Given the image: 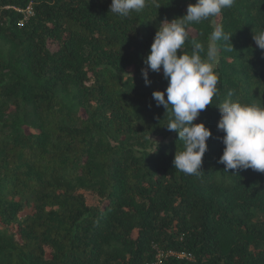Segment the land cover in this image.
Here are the masks:
<instances>
[{"label":"trees","instance_id":"trees-1","mask_svg":"<svg viewBox=\"0 0 264 264\" xmlns=\"http://www.w3.org/2000/svg\"><path fill=\"white\" fill-rule=\"evenodd\" d=\"M156 2L123 18L111 0H0V264H148L154 243L183 254L161 264H264V173L218 162V107L194 121L212 131L201 174L173 166L183 145L152 96L168 80L141 70L159 24L196 0ZM214 24L233 50L218 42L213 104H264V0L188 25L183 51L205 57Z\"/></svg>","mask_w":264,"mask_h":264},{"label":"clouds","instance_id":"clouds-1","mask_svg":"<svg viewBox=\"0 0 264 264\" xmlns=\"http://www.w3.org/2000/svg\"><path fill=\"white\" fill-rule=\"evenodd\" d=\"M235 0H196L187 6L186 14L162 21L155 33L148 55L144 58L145 68L142 76L145 84L151 81L148 72H160L168 80L165 90L152 93L157 106L168 111L171 106V118L166 124L168 131L178 133L183 150L176 151L173 166L187 175H200L203 156L207 151V141L212 131L204 122L196 123L199 114L207 106L215 105L220 111L217 128L223 131L224 149L219 163L224 170L238 172L252 169L264 173V104L245 103L233 100V90H229L221 103L213 104V98L219 94V77L215 71L218 57V42L232 47L230 37L221 25H213L210 33L211 43L206 56L202 57L204 47L194 43L191 54L183 51L190 39L188 25L210 20L221 14L223 9L231 8ZM149 4L160 5L156 0H111L110 12L127 18L140 12ZM256 46L264 50V30L254 33Z\"/></svg>","mask_w":264,"mask_h":264},{"label":"built area","instance_id":"built-area-1","mask_svg":"<svg viewBox=\"0 0 264 264\" xmlns=\"http://www.w3.org/2000/svg\"><path fill=\"white\" fill-rule=\"evenodd\" d=\"M20 11L24 12L25 17L31 13V9H30L29 5L25 9H21ZM153 248L155 250V259L153 261L149 262L148 264H161L162 258L167 256V255H178V256L183 255L181 253L174 252V250H172V249L164 250V249L160 248L159 246H157L155 243L153 244Z\"/></svg>","mask_w":264,"mask_h":264},{"label":"rangeland","instance_id":"rangeland-1","mask_svg":"<svg viewBox=\"0 0 264 264\" xmlns=\"http://www.w3.org/2000/svg\"><path fill=\"white\" fill-rule=\"evenodd\" d=\"M214 20H216V19H214ZM215 22V21H214ZM47 45H48V47L50 48V49H52V50H54L55 48H56V43L55 42H53V41H50V40H48L47 41ZM131 67H129V72L131 71ZM86 199H87V202L88 203H90V204H92V203H96L97 201H98V197L95 195V194H93V193H90V192H86ZM10 230L11 231H15V228L14 227H12V228H10Z\"/></svg>","mask_w":264,"mask_h":264}]
</instances>
